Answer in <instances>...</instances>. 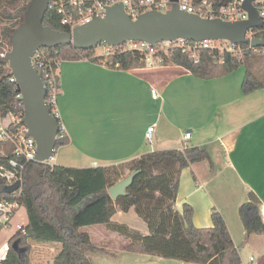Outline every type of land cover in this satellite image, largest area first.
I'll return each instance as SVG.
<instances>
[{
	"label": "trees",
	"instance_id": "trees-1",
	"mask_svg": "<svg viewBox=\"0 0 264 264\" xmlns=\"http://www.w3.org/2000/svg\"><path fill=\"white\" fill-rule=\"evenodd\" d=\"M30 1L0 0V118L7 130L24 129V125L21 98L16 93V84L10 82L12 75L5 59L10 49L6 50L4 44L11 48V36L23 22ZM207 1L218 5L222 0ZM60 4L68 7V0H49L42 24L57 32L70 33L69 28L61 24L63 16L58 13ZM255 37L264 41V27L255 31ZM238 47L243 49L240 56L215 50H198L194 57L171 48L168 55H161L160 66H176L198 79L209 80L226 76L244 65L246 73L241 85L242 93L247 95L264 89V82L251 69L252 57L263 55L264 47L253 50L246 45ZM39 52L43 55L44 63L55 72L57 83V71L64 61L86 60L118 71L146 68L142 54L114 47L109 49L106 56H98L95 48L76 50L71 45L41 48ZM36 71L41 76L37 68ZM48 109L52 112L50 107ZM9 115L14 122L7 121ZM55 120L59 128L56 152L68 145L69 139L60 119ZM0 146L1 174L9 168L8 161L13 155L7 143L0 141ZM203 161L208 162L213 170L209 154L193 147L155 151L140 156L128 165L108 167L77 169L28 163L23 170L20 195V206L25 210L27 219L24 234L17 231L9 238L0 264H29V240L60 244L61 250L53 264H90V253H105V250L92 244L89 236L80 231L89 226H102L107 232L127 240L129 243L124 250L134 254L154 255L192 264H242L238 249L219 212L214 210L211 213V227L196 228L189 205H183L180 211L175 208L181 171ZM125 169L128 170L127 176L133 172H137V175L126 190V195L113 201L108 189L127 177L123 175ZM4 187L0 175V200L13 199V194L3 192ZM260 207V200L250 192L247 201L238 208V217L246 237L264 235ZM130 210L145 225L146 235L114 221L118 212L128 213Z\"/></svg>",
	"mask_w": 264,
	"mask_h": 264
},
{
	"label": "crops",
	"instance_id": "crops-1",
	"mask_svg": "<svg viewBox=\"0 0 264 264\" xmlns=\"http://www.w3.org/2000/svg\"><path fill=\"white\" fill-rule=\"evenodd\" d=\"M251 64L264 82V55L252 57ZM245 73L243 65L226 76L202 80L171 65L118 71L86 60L61 62L56 105L69 144L57 149L58 159L70 160L62 167L86 169L93 163L96 168L129 163L161 150H205L213 170L206 161L184 168L175 208L189 205L196 228L211 227V213L219 212L241 259L240 250L251 241L238 208L250 192L260 200L264 222V89L244 95ZM114 221L146 230L132 210L118 212ZM34 243L45 257L53 254V260L61 250L58 243ZM262 247L255 264L264 259V240Z\"/></svg>",
	"mask_w": 264,
	"mask_h": 264
},
{
	"label": "water",
	"instance_id": "water-1",
	"mask_svg": "<svg viewBox=\"0 0 264 264\" xmlns=\"http://www.w3.org/2000/svg\"><path fill=\"white\" fill-rule=\"evenodd\" d=\"M177 1L170 0L173 5L166 13L148 11L135 19L125 13L121 4H115L107 8L103 18L78 26L70 33L57 32L43 26L49 0L30 1L23 22L11 36V48L5 59L15 80L16 93L21 98L22 123L28 135L36 142L37 163L46 164L52 158L59 129L45 103L46 90L43 81L31 63L39 49L71 45L76 50H90L102 44L117 47L127 42H143L154 46L178 39L189 42L227 41L234 45L249 44L252 49L264 47V41L256 37L250 41L245 38L247 32L256 30L261 25L257 10L253 6L256 0H245L242 8L248 18L236 22L206 19L182 11L178 8ZM136 175L137 172H133L109 188L110 198L115 201L118 197L125 196ZM20 187L21 183L16 182L4 187L3 192L12 194Z\"/></svg>",
	"mask_w": 264,
	"mask_h": 264
},
{
	"label": "built area",
	"instance_id": "built-area-1",
	"mask_svg": "<svg viewBox=\"0 0 264 264\" xmlns=\"http://www.w3.org/2000/svg\"><path fill=\"white\" fill-rule=\"evenodd\" d=\"M245 0H222L218 5L208 2L207 0H178L177 6L180 10L197 14L202 18L206 19H221L227 22H236L247 20V13L243 10L242 6ZM115 4H121L125 13L131 18L135 19L137 16L148 12L158 11L162 13L168 12L173 3L170 0H68V7L64 4H60L58 7V13L63 16L61 24L67 26L72 30L78 26L84 25L97 18H103L105 16L108 7ZM253 6L256 8L259 19L260 28L264 27V0H256L253 2ZM75 11V12H70ZM252 30L246 33L245 38L250 41L251 38L255 37V31ZM263 31V30H262ZM227 41H202V42H189L183 39H178L172 42H162L154 46H149L143 42H127L121 46L114 47L116 49L137 51L143 55L146 66L153 67L160 65L162 62V54L168 55V51L171 48L180 49L182 52L189 53L193 57L198 50H215L217 52L233 53L240 56L243 49ZM249 49H252L249 44H246ZM104 56L109 54V47L102 44ZM253 50V49H252ZM264 55V53H263ZM42 53L39 50L34 54L31 59L33 68L40 71L41 79L44 84L46 91L45 103L47 107H50L52 112L51 115L54 118L60 119L57 110V97L59 89L57 88L58 83L55 79V72L46 65L42 59ZM10 82L15 83L14 78L10 79ZM151 95L154 100L158 99L157 92L152 89ZM20 97V95H19ZM9 123L15 120L9 115ZM154 127L151 126L147 129L145 139L150 142L152 139ZM191 138V134L186 132L184 134V141H188ZM0 141L7 143L12 150L13 158L8 161V169L1 172V178L6 186H11L16 182H22V175L25 166L28 163H35L36 156V142L27 133L26 128L24 129H11L7 130V126L0 118ZM55 154L52 155V158ZM46 165L53 166L51 160ZM93 168H96V163H93ZM11 200L2 199L0 200V232L3 229L11 227L12 220L16 217V214L20 206V195L21 187L16 192L12 193ZM15 232L20 231L24 234L25 224H19L15 226ZM13 233V234H14ZM245 264H255L253 257L248 259Z\"/></svg>",
	"mask_w": 264,
	"mask_h": 264
},
{
	"label": "rangeland",
	"instance_id": "rangeland-1",
	"mask_svg": "<svg viewBox=\"0 0 264 264\" xmlns=\"http://www.w3.org/2000/svg\"><path fill=\"white\" fill-rule=\"evenodd\" d=\"M4 48L6 50L10 49L9 46L6 44H4ZM95 53L98 56L102 55L103 48L101 47V45H98L95 48ZM253 56H255V54H253ZM7 121H9V118ZM0 153L2 154V146H0ZM59 153L60 151L55 152L50 163L59 166H62V164H68V162H70L68 158L65 157V159L63 158V160L58 159ZM124 164L128 165L129 163H123V165ZM215 169H217V167H214V170ZM127 173L128 170L125 169L123 171L124 177L127 176ZM25 222H26V213L25 210L22 207H20L16 214V217L12 220L11 227L7 229H3L0 232V259L3 258V256L5 255L7 249V242L9 238L13 235L16 228L15 226L21 223L25 224ZM130 226L132 229L137 230L141 234L144 235L147 234V230L145 229L140 230L139 227H135L134 225H130ZM80 231L82 233L88 234L92 244L100 246L105 250V253H97V254L90 253L88 255L90 264H192V263L180 262L177 260L163 259L154 255H140V254L127 252L124 250V246L127 244L128 241L122 239L121 237H118L117 235L113 239L111 233L107 232L105 228L102 226L84 227ZM248 239H250L251 241L249 242V245L248 244L244 245V247L240 250L241 261L243 262V264L247 263L250 257L257 259L258 254L260 253V252L258 253L259 248H263L262 246H263L264 237L254 235V236H248ZM30 244L33 247L30 246L31 249L28 254L29 264H52L53 259L51 257L53 254L51 256L45 257V255H43L39 249L38 251L37 248H34L35 246L34 242H31ZM259 264H264V259L261 262H259Z\"/></svg>",
	"mask_w": 264,
	"mask_h": 264
}]
</instances>
